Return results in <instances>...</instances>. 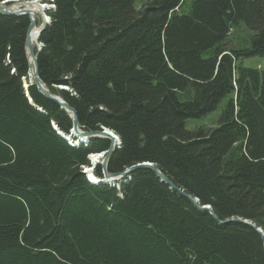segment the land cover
<instances>
[{
  "label": "trees",
  "instance_id": "16d2710c",
  "mask_svg": "<svg viewBox=\"0 0 264 264\" xmlns=\"http://www.w3.org/2000/svg\"><path fill=\"white\" fill-rule=\"evenodd\" d=\"M46 1L40 79L81 130L119 137L108 171L150 162L220 222L147 168L88 182L109 140L59 134L70 117L29 83V19L0 15V264H264V69L239 63L264 53V0ZM240 23L248 47L228 40Z\"/></svg>",
  "mask_w": 264,
  "mask_h": 264
},
{
  "label": "water",
  "instance_id": "95a60500",
  "mask_svg": "<svg viewBox=\"0 0 264 264\" xmlns=\"http://www.w3.org/2000/svg\"><path fill=\"white\" fill-rule=\"evenodd\" d=\"M0 15H6V16L26 15L28 17L29 25L26 31L25 43H24L25 52H26V56L28 60V76L30 77L31 81L35 84V86L39 89V91L46 98L58 104V106L62 108L68 114V116L70 117L72 121V127L70 129V134L78 138L79 140L89 139L91 137H96V136H100V137H103L109 140V146L105 150L104 156L100 162L101 168L103 171V176L106 179L111 178L112 181H115V180L121 181L127 176H129L132 172L138 169H141V168L150 169L159 177L161 181L168 184L171 188L175 189L180 194L186 196L199 210L208 211L215 220L220 222L209 205H202V206L199 205L198 200L196 198H193L190 195H187L180 188L176 187L164 173H162L154 164L150 162L137 163L128 168H125L124 170L120 172H109L107 170V164H108V161H109V158L112 152L115 149V145L120 143L119 137L112 130L104 126H101L100 130H89V131L81 130L78 124V119H77L76 111L74 110V108L70 106L62 97L52 94L49 90H47L44 87V85L40 81L36 49L37 51L40 50L42 45L38 46L35 49L33 42H32V38H31V33L37 23V12L30 10V9L11 11L9 10V7L0 4ZM36 33H39V31H37ZM62 89L67 90V87H63ZM241 222L252 226L259 234L262 235V231L260 228L255 227L253 224H251L250 222L246 220H243Z\"/></svg>",
  "mask_w": 264,
  "mask_h": 264
},
{
  "label": "rangeland",
  "instance_id": "374dc122",
  "mask_svg": "<svg viewBox=\"0 0 264 264\" xmlns=\"http://www.w3.org/2000/svg\"><path fill=\"white\" fill-rule=\"evenodd\" d=\"M42 1V4L45 5L46 7H44L45 9V13L47 16V11L48 10H52L53 9V5L46 1V0H41ZM147 1L149 0H134V5L135 7L138 9L140 8L143 4H145ZM49 18V16H48ZM38 23H37V26L41 27L43 25V17L41 15H38ZM49 22V21H48ZM251 36V32L245 27L244 23H240L238 27H236V29H234V31L229 35L228 37V40L229 42L234 45L236 43L239 44V46L241 47H248L250 45V37ZM38 45V43H37ZM35 48H37V46H35ZM239 63L243 66H246V67H251V68H257V69H264V53L263 54H259V55H254V56H251V57H246V58H242L239 60ZM28 84V83H27ZM25 85V84H24ZM225 102V99H223L219 105V107L212 111V112H209L203 116H200L199 118H191V119H188L186 121V128L187 129H193L195 127H199V126H214L216 124V120H217V117H218V114H219V111H220V108H221V105ZM70 139H73L74 142H78V143H82L83 139H78L76 137H74L73 135H71V138ZM88 139H84L83 143L85 141H87ZM67 141V140H66ZM68 142V141H67ZM86 145V144H84ZM104 151H101V152H97L95 154H101L102 158L104 156ZM87 159H89L90 163V167H87V168H93L95 167L96 165L100 164L101 160L99 159L97 162H91V158L87 156ZM86 170V169H85ZM83 173L85 171H82ZM86 177V176H85ZM86 180L88 182H90V177H89V174L88 176L86 177ZM92 183V182H90ZM93 184H97V183H93ZM115 185L118 187L117 183L115 182ZM116 187V188H117Z\"/></svg>",
  "mask_w": 264,
  "mask_h": 264
},
{
  "label": "bare ground",
  "instance_id": "6f19581e",
  "mask_svg": "<svg viewBox=\"0 0 264 264\" xmlns=\"http://www.w3.org/2000/svg\"><path fill=\"white\" fill-rule=\"evenodd\" d=\"M14 1V2H13ZM0 4L1 5H5V6H7V7H9V10H11V11H16V10H29V9H31V10H33V11H36L37 12V20H38V15H41L42 17H43V25L40 27H38L37 26V23H38V21H37V23H36V26H35V28L33 29V31H32V33H31V38H32V42H33V45H34V47L35 46H41L42 45V43H40L39 41H38V36H39V33H40V31H41V29L46 25V24H48L49 22L48 21H50V17L48 18V16L46 15V14H44L45 12V9H44V7H46L45 5H43L42 4V1L41 0H3V1H0ZM15 6H21V8L20 9H16L15 8ZM54 8V7H53ZM19 16V15H18ZM37 31H39V33H36ZM229 36V35H228ZM37 43H38V45H37ZM36 49V48H35ZM36 51H37V49H36ZM29 77V76H28ZM40 77V76H39ZM40 81H41V83L44 85V87L47 89V90H49L46 86H45V84L42 82V80L40 79ZM29 83L30 84H34L32 81H31V79H30V77H29ZM24 88L26 89V93H27V87H28V85L29 84H27L25 81H24ZM35 85V84H34ZM63 87H65V86H59V88H63ZM39 90V89H38ZM67 90H68V88H67ZM50 91V90H49ZM52 93V92H51ZM52 94H54V93H52ZM54 95H57V94H54ZM57 96H59V95H57ZM61 97V96H60ZM80 144H86L85 142L83 143H77L76 144V146H78V145H80ZM117 147H119V143L118 144H116L115 145V148H117ZM88 156L91 158V162H97L99 159L101 160L102 159V156H101V154H95V153H90V154H88ZM89 163H90V161H89ZM101 165V164H100ZM87 167H90V165H88V166H82V170L83 171H85L83 174L87 177L88 176V174H89V177H90V182H92V183H97V184H109V183H112V184H114L115 185V182L116 183H121V182H123V180H121V181H119V180H115V181H112V179L111 178H105L104 176H103V171H102V168H101V176L99 177V176H97V175H95L94 174V167L93 168H87ZM86 169V170H85ZM107 170H108V164H107ZM127 177H129V176H127ZM116 186V185H115ZM117 187V186H116ZM118 187H119V185H118ZM182 190V189H181ZM183 191V190H182ZM184 192V191H183ZM185 193V192H184ZM188 195V194H187Z\"/></svg>",
  "mask_w": 264,
  "mask_h": 264
},
{
  "label": "built area",
  "instance_id": "2783aa9c",
  "mask_svg": "<svg viewBox=\"0 0 264 264\" xmlns=\"http://www.w3.org/2000/svg\"><path fill=\"white\" fill-rule=\"evenodd\" d=\"M15 8H16V9H20V8H21V6H15ZM30 10H31V9H30Z\"/></svg>",
  "mask_w": 264,
  "mask_h": 264
},
{
  "label": "clouds",
  "instance_id": "9594fccd",
  "mask_svg": "<svg viewBox=\"0 0 264 264\" xmlns=\"http://www.w3.org/2000/svg\"><path fill=\"white\" fill-rule=\"evenodd\" d=\"M89 157V156H88ZM89 160V159H88Z\"/></svg>",
  "mask_w": 264,
  "mask_h": 264
}]
</instances>
